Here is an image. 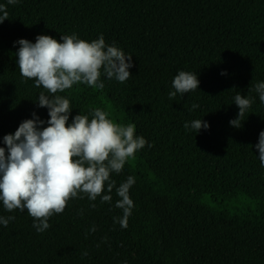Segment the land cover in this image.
Here are the masks:
<instances>
[{
  "label": "trees",
  "instance_id": "obj_1",
  "mask_svg": "<svg viewBox=\"0 0 264 264\" xmlns=\"http://www.w3.org/2000/svg\"><path fill=\"white\" fill-rule=\"evenodd\" d=\"M0 147L26 119L43 120L41 92L21 76L18 41L75 34L132 55L121 83L101 69L98 89L84 83L55 95L70 102L68 123L99 108L113 122L135 126L146 144L129 158L109 192H79L38 232L27 210L0 201V264H264V167L256 145L264 131V0H0ZM197 75L198 88L174 92V77ZM252 100L240 117L234 97ZM196 104L198 107L192 108ZM35 113V116L33 115ZM208 127L191 128L194 120ZM185 124L189 127L186 129ZM151 145V147H149ZM133 201L127 227L116 189L128 177ZM95 204V207L92 205ZM95 227V231L91 229ZM87 255H83V253Z\"/></svg>",
  "mask_w": 264,
  "mask_h": 264
},
{
  "label": "clouds",
  "instance_id": "obj_2",
  "mask_svg": "<svg viewBox=\"0 0 264 264\" xmlns=\"http://www.w3.org/2000/svg\"><path fill=\"white\" fill-rule=\"evenodd\" d=\"M17 2L8 0L9 4ZM5 19H8V11L0 5V22ZM61 40L38 35L35 43L23 38L18 41L17 63L21 76L34 79L35 87L42 86L53 94L51 98L43 92L38 96V106L48 109L49 119L45 127H40L45 122L38 118L24 120L13 134L3 137L7 155L5 148L0 147V201L8 211L26 209L35 221H39L34 223L38 232L48 229V218L62 213L69 199L79 192L86 193L94 201L101 196L106 181H109L107 188L111 192L115 181H110V172H121L125 162L146 144L143 137L134 135L133 124H117L99 108L94 110L91 120L77 114L68 123L70 102L55 94L77 83L103 89L101 69L107 78L125 82L130 76L132 55L126 56L115 46H106L103 36L91 42L78 39L75 34L61 36ZM198 84L197 75L180 71L172 81L175 91L169 93V98L196 90ZM255 91L264 103V82L256 84ZM234 100L239 111L230 124L238 128L240 117L251 107L252 100L240 94ZM196 107L198 105H192L193 109ZM188 127L185 124V128ZM201 127L207 128V122L192 121V129L197 131ZM256 148L264 167V131L259 133ZM134 182L130 176L116 189L120 199L115 206L123 210L119 220L123 228L127 227L133 207L129 188ZM111 199L110 195L101 196L102 202ZM12 219L14 217H0V223L7 226ZM91 231H95V227Z\"/></svg>",
  "mask_w": 264,
  "mask_h": 264
}]
</instances>
